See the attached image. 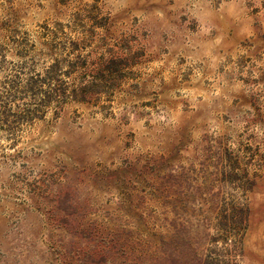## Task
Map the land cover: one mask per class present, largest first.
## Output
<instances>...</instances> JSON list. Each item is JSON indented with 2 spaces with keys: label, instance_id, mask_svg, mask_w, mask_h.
Returning a JSON list of instances; mask_svg holds the SVG:
<instances>
[{
  "label": "rangeland",
  "instance_id": "374dc122",
  "mask_svg": "<svg viewBox=\"0 0 264 264\" xmlns=\"http://www.w3.org/2000/svg\"><path fill=\"white\" fill-rule=\"evenodd\" d=\"M0 264H264V0H0Z\"/></svg>",
  "mask_w": 264,
  "mask_h": 264
}]
</instances>
